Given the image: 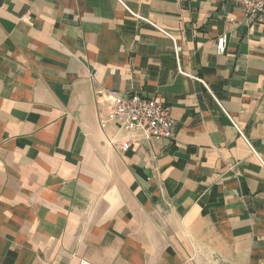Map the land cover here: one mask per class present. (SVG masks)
<instances>
[{
    "label": "crops",
    "instance_id": "obj_1",
    "mask_svg": "<svg viewBox=\"0 0 264 264\" xmlns=\"http://www.w3.org/2000/svg\"><path fill=\"white\" fill-rule=\"evenodd\" d=\"M134 96L174 140L101 123ZM82 261L264 264V24L235 0H0V264Z\"/></svg>",
    "mask_w": 264,
    "mask_h": 264
},
{
    "label": "built area",
    "instance_id": "obj_2",
    "mask_svg": "<svg viewBox=\"0 0 264 264\" xmlns=\"http://www.w3.org/2000/svg\"><path fill=\"white\" fill-rule=\"evenodd\" d=\"M239 11L245 19L257 20L264 24V0H235ZM216 54L222 56L225 53L227 42L226 36L217 39ZM105 122H117L127 131L133 133L142 131L148 141L174 140L175 126L170 118V109L162 101L156 98L143 99L138 96L130 98H116L114 108ZM81 264H90L82 261Z\"/></svg>",
    "mask_w": 264,
    "mask_h": 264
}]
</instances>
